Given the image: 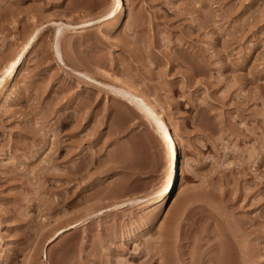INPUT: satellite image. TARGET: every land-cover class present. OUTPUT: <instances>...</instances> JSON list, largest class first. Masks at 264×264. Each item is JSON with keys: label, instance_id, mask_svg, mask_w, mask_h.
I'll return each mask as SVG.
<instances>
[{"label": "rangeland", "instance_id": "rangeland-1", "mask_svg": "<svg viewBox=\"0 0 264 264\" xmlns=\"http://www.w3.org/2000/svg\"><path fill=\"white\" fill-rule=\"evenodd\" d=\"M109 2L0 0V264H264V0Z\"/></svg>", "mask_w": 264, "mask_h": 264}, {"label": "bare ground", "instance_id": "bare-ground-1", "mask_svg": "<svg viewBox=\"0 0 264 264\" xmlns=\"http://www.w3.org/2000/svg\"><path fill=\"white\" fill-rule=\"evenodd\" d=\"M109 1H110L109 2V10H107L102 15H110L113 12L114 13L113 15L116 17L119 14V9H120L119 8L120 7L119 0H109ZM54 26H55V24H54ZM54 26L52 29V43H53L52 51L54 52V54L58 58L55 42H56V37H58L57 36L58 33H60V30L58 29V27H56V26L54 27ZM15 59L16 58L14 57V58H10L8 61H6L3 64L2 70L0 71V73L2 72V73H6L5 75H8V74L11 75L10 72L13 71V64L15 62ZM103 70H102V72H103ZM105 72H107V71L105 70ZM102 75H104V74H102ZM106 77L109 80L108 81L109 84H111L113 87L115 86L116 90L118 89L117 92L114 90V92L116 93L115 94L116 96L120 97L123 94H125V95L127 94L129 96L128 99L131 98L133 101L137 102L140 105V107L143 110L144 115L147 116L148 118H150V120L152 122L153 131L157 134V137L159 138L160 143L162 144L163 149L165 151L166 159H164V160H166V164L162 168V169H164V167H165V169H164L165 174L162 175L163 179L159 183L160 185H157L158 186V190H157L158 196L156 195L157 201H156V205H155L157 207L161 202H163V199H166L167 196L170 194L171 190L169 189V186L171 185V181L174 178L175 167L178 166V163L180 161V159H178L179 157L176 159V155H175V152L173 149V143L176 142L175 135L172 132L171 128L168 126V123L166 122V119H165L166 117H164L163 114H161L160 107L156 104V102L152 98H148L146 95H144L142 92H140V90H138V88L136 87V85L134 83L126 80L124 77H122L116 73L107 72ZM0 80H1V76H0ZM176 143H178V142H176ZM162 165H164V164H162ZM162 169H161V172H162ZM154 194H155V191H154ZM132 200H134V199H132ZM154 204H155V201H154Z\"/></svg>", "mask_w": 264, "mask_h": 264}]
</instances>
